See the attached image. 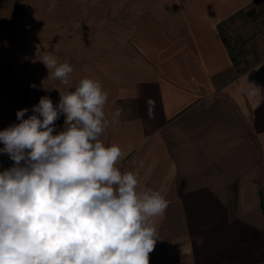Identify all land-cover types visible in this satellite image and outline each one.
Returning a JSON list of instances; mask_svg holds the SVG:
<instances>
[{
	"label": "crops",
	"instance_id": "1",
	"mask_svg": "<svg viewBox=\"0 0 264 264\" xmlns=\"http://www.w3.org/2000/svg\"><path fill=\"white\" fill-rule=\"evenodd\" d=\"M42 1L28 18L87 28L89 36L60 45L71 52L63 61L79 67L81 49L111 48L113 0ZM256 1L147 0L120 25L135 68L133 82L110 95L104 143L121 149L116 167L136 175L138 192L151 188L169 202L152 218L149 264H264V53L239 69L219 28ZM27 3L0 0V34ZM120 106L128 114L116 119Z\"/></svg>",
	"mask_w": 264,
	"mask_h": 264
},
{
	"label": "clouds",
	"instance_id": "2",
	"mask_svg": "<svg viewBox=\"0 0 264 264\" xmlns=\"http://www.w3.org/2000/svg\"><path fill=\"white\" fill-rule=\"evenodd\" d=\"M40 61L69 83L70 63L50 52ZM253 86L254 97L261 89ZM57 90V105L41 97L33 115L24 119L28 109H20V122L0 131V153L13 161L0 171V264H149L158 240L152 218L168 200L151 188L138 192L136 175L116 167L121 149L101 139L111 121L100 81ZM145 103L151 119L155 101ZM61 114L63 130L54 134ZM127 114L120 106L114 117Z\"/></svg>",
	"mask_w": 264,
	"mask_h": 264
},
{
	"label": "rangeland",
	"instance_id": "3",
	"mask_svg": "<svg viewBox=\"0 0 264 264\" xmlns=\"http://www.w3.org/2000/svg\"><path fill=\"white\" fill-rule=\"evenodd\" d=\"M43 4L42 0H28L27 7L24 8L26 10L19 9L11 22L18 30L17 37L8 35L11 24L7 33L0 34V131L11 124L20 122L16 118V112L20 109H28L24 119L33 115L32 108L39 103L41 97L47 96L54 105H57L60 100L57 89L74 91L80 80L84 78L100 81L103 90L108 93L104 111L109 118L105 109L110 106V95L114 96L120 86L130 85L133 82L135 55L127 44L128 35L121 33L126 27L120 25L124 20L131 22L133 20L130 17L131 13L142 9V6L147 7L151 2L113 0L111 48L81 49L79 67L75 58L71 57L68 61L60 58L62 56L60 53H71L70 50L62 51L60 45L89 36L87 28L79 27L72 31L71 27L66 26L65 22L68 20L66 18L45 17L46 19H43V15L27 17L29 7L43 9ZM126 6L129 9L126 10L127 19L124 12ZM81 8H83L82 5ZM60 23L65 24L62 31L56 28ZM219 28L237 67L242 69L248 66L264 53V0H257L234 17L221 23ZM45 52L56 56L59 63L68 62L73 67L67 85L50 76L49 70L40 61ZM57 54H59L58 57ZM64 120L65 116L61 114L55 122L54 134L63 130ZM105 135L106 132L101 137L103 142ZM3 147V143H0V148ZM0 165L9 168L13 165V161L7 154L0 153Z\"/></svg>",
	"mask_w": 264,
	"mask_h": 264
},
{
	"label": "water",
	"instance_id": "4",
	"mask_svg": "<svg viewBox=\"0 0 264 264\" xmlns=\"http://www.w3.org/2000/svg\"><path fill=\"white\" fill-rule=\"evenodd\" d=\"M8 35L10 37H17L18 36V30L16 29L14 24H11L10 29L8 31Z\"/></svg>",
	"mask_w": 264,
	"mask_h": 264
},
{
	"label": "bare ground",
	"instance_id": "5",
	"mask_svg": "<svg viewBox=\"0 0 264 264\" xmlns=\"http://www.w3.org/2000/svg\"><path fill=\"white\" fill-rule=\"evenodd\" d=\"M5 169H7V168H5V167H3V166L0 165V171H3Z\"/></svg>",
	"mask_w": 264,
	"mask_h": 264
}]
</instances>
